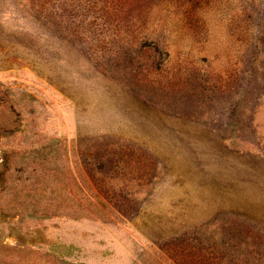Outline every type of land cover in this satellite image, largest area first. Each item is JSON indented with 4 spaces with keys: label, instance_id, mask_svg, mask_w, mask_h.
Wrapping results in <instances>:
<instances>
[{
    "label": "rangeland",
    "instance_id": "374dc122",
    "mask_svg": "<svg viewBox=\"0 0 264 264\" xmlns=\"http://www.w3.org/2000/svg\"><path fill=\"white\" fill-rule=\"evenodd\" d=\"M0 264H264V0H0Z\"/></svg>",
    "mask_w": 264,
    "mask_h": 264
}]
</instances>
